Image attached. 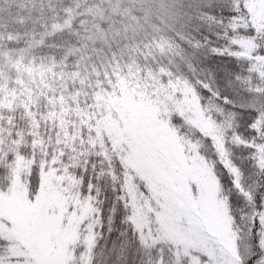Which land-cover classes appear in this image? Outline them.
<instances>
[{"label": "snow or ice", "instance_id": "6c2138e0", "mask_svg": "<svg viewBox=\"0 0 264 264\" xmlns=\"http://www.w3.org/2000/svg\"><path fill=\"white\" fill-rule=\"evenodd\" d=\"M0 264H264V0H0Z\"/></svg>", "mask_w": 264, "mask_h": 264}]
</instances>
